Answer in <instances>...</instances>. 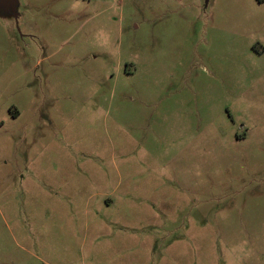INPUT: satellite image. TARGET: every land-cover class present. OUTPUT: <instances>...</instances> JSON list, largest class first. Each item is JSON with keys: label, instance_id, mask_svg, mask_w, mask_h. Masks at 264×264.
<instances>
[{"label": "rangeland", "instance_id": "1", "mask_svg": "<svg viewBox=\"0 0 264 264\" xmlns=\"http://www.w3.org/2000/svg\"><path fill=\"white\" fill-rule=\"evenodd\" d=\"M14 3L0 264H264V0Z\"/></svg>", "mask_w": 264, "mask_h": 264}, {"label": "crops", "instance_id": "2", "mask_svg": "<svg viewBox=\"0 0 264 264\" xmlns=\"http://www.w3.org/2000/svg\"><path fill=\"white\" fill-rule=\"evenodd\" d=\"M123 239H125L124 237H121V239H119V243H120V252H122L121 253V257H120V259H119V261H120V263L119 264H125V247H126V244H125V240H123ZM163 260H165V257H163L162 258ZM121 260H122V263H121ZM45 263H47V264H51V263H49L48 261H45ZM63 264H73L72 262H70L68 259H67V263H64L63 262Z\"/></svg>", "mask_w": 264, "mask_h": 264}, {"label": "water", "instance_id": "3", "mask_svg": "<svg viewBox=\"0 0 264 264\" xmlns=\"http://www.w3.org/2000/svg\"><path fill=\"white\" fill-rule=\"evenodd\" d=\"M3 2H5L6 6L11 9L12 11H15V3L14 0H2Z\"/></svg>", "mask_w": 264, "mask_h": 264}]
</instances>
